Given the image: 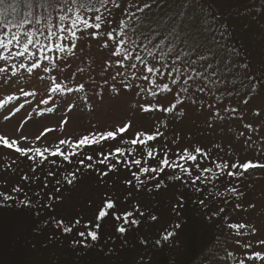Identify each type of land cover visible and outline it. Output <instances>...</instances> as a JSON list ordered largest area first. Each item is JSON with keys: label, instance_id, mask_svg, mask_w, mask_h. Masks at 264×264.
I'll return each instance as SVG.
<instances>
[{"label": "rangeland", "instance_id": "rangeland-1", "mask_svg": "<svg viewBox=\"0 0 264 264\" xmlns=\"http://www.w3.org/2000/svg\"><path fill=\"white\" fill-rule=\"evenodd\" d=\"M245 1L201 0L200 4L208 8L212 17L217 19L221 14H227L229 9L235 6H244ZM140 2L143 3L144 0H140ZM127 3L128 0H121V10H113V23L111 25H103L99 30L100 36L98 38L93 39L88 33H84L72 52L62 54L57 51H49L48 55L52 56L54 61L57 56L63 57L58 70L53 69L50 72H44L43 67L47 64V61L42 62L41 68L34 69L31 75L27 74L24 69H21L19 74H15L11 69L9 70L8 77L18 76L19 79L11 86L0 83V135L16 139L18 146L24 149L40 148L43 151L48 148L49 152L44 155L48 161L50 159L51 162L56 163V156H52L51 152L55 150L60 140L76 141L84 135L114 130L116 127L123 126L124 123L131 121L132 126L124 133L126 135L118 136L116 140H104L109 148L106 145L102 146L108 148L106 151L117 147L125 150L124 156L120 158L119 168L115 170L117 174L122 169L124 174H121L118 179L112 180L107 188H103L104 186L101 185L103 188L102 192L98 188H92L83 193L78 191L75 198L66 201L62 205V210L66 215L72 217L79 212V207L84 200L95 198V201H102L104 198L98 194L99 192L101 194L112 193L117 203L120 206L122 205L125 210H129L132 207V203L136 201L142 210H151L158 216L157 227L159 231L163 230L166 232L169 228L168 225L180 218V214L177 213L180 208L178 209L176 204L182 203L181 188L188 185L183 182L188 180L187 183L191 182V179H188L191 177L182 174L178 168L167 167L166 173L162 174V172L159 175L164 181V184H161L159 195L151 197L150 187L147 184L142 187L139 194L137 189H132L129 193L124 187L125 181H132L134 188L137 185L133 173L139 172V168L132 162L138 158V155L144 154V151L140 149L134 151L132 146L124 143V141L134 138L135 133L138 131L152 134L159 129L164 135L149 143V147L157 153L155 158L151 159L158 163L164 157L165 149H167L168 158L178 164H184L185 167L194 165L195 162L189 161L185 164L184 161L175 155L176 153H179L184 148L201 147L205 149L210 153L209 157L205 159L198 156L199 167L192 166L190 168L192 174L200 172L201 168L211 167L213 173L211 176L212 183L216 186L218 192H226L225 197L233 194L229 191L232 187L242 192V196L233 194V196L237 197V204L241 208L238 210L228 208L226 212L232 213V218L235 220L234 224L243 223L254 226L257 229L255 235H252L247 228L243 230L235 229L234 232L244 231L245 236L238 235L240 237L236 238L242 247L234 250L236 254L233 251L229 257L223 254L225 257L222 258V261L223 263L238 264L239 259H247V256L251 255L254 250L260 249L261 246L257 241L264 239V170L251 171L239 179L227 175H220L217 178L218 170L215 168L213 161L219 163L222 160H234L236 158L241 160L264 159V151H261V149H264V88L258 86L253 91L247 87L248 85H245V87L243 86L239 89L233 83V81L239 80L240 75L243 74V70L238 63H241L246 68L245 75L251 76V83H256L255 74L257 76L260 75L257 74L260 58L252 57L249 51L245 50V46L243 47L240 39L235 38L232 44L228 41L226 43L233 47L239 62L236 68L226 62L224 64L225 69L219 64L221 59L217 58L218 52L216 50L221 45L215 43L217 39L214 41L211 38L209 45L217 53L213 63L221 66L218 69L219 75L211 77V79L221 80L222 82L212 84L203 77H197L195 72L186 70L184 78L186 79L188 75H192L194 79L187 85V87L189 86L187 95L179 102L177 101L179 98L178 92L181 90L184 80H178L177 88L174 85L172 86L175 98L173 94L164 91V85H170V80L172 81L170 79L172 76L167 75V73L173 66H178L181 70H185L183 63L178 62L173 65V60L169 61V58H167L169 67L164 68L161 67V63L152 61L151 57H146L150 61L149 66L155 64L160 69V72L163 73L162 75L147 73L143 65L134 58L124 60L123 66L117 63L119 58L113 55L116 44L114 41L108 40L105 33L117 27L119 20L123 18L122 9ZM171 4L173 5V2ZM204 7L203 10L205 11ZM194 14L205 23L206 17H203L201 9L195 8ZM251 14L253 15L254 11ZM207 18L209 20L210 17L207 16ZM240 19L238 18V20ZM200 20L197 21L195 18L190 24V30L195 34L193 38H196L198 42L193 41L191 45L186 42L189 48L198 47V44H207L206 39L203 37L205 32L202 31L204 24L201 25ZM220 21L225 23L221 18ZM225 24L223 26L228 32L231 33L232 31V34L239 27L235 23H228L230 27L227 26V23ZM89 31L96 30L90 29ZM106 41L108 47H104ZM223 45H225V42H223ZM237 51H242L248 56H241ZM140 54L146 56L143 51ZM230 57L232 55H226L223 56V59ZM191 58L196 59V55L193 54ZM183 59H187V57ZM131 63L137 64V68L132 69L130 67ZM203 64L204 62H198L193 65V68L197 72L203 73L205 71ZM0 66L4 65L0 63ZM231 68H235L232 76L229 79L223 78V73L232 70ZM216 70V68H213L208 71ZM117 72L123 73V80L120 76H117L115 81L112 80V76H115ZM207 74L205 73V75ZM174 75L175 73H173ZM143 76H148L149 81H145L142 78ZM53 77H55V83L53 82ZM66 77L68 79H65ZM150 81L162 82L160 83L162 90H155L158 94L157 97L139 92L140 88L152 90L153 85ZM21 83H23L25 91L35 92V95L24 96L17 88V84ZM56 83H59L62 87L67 85L73 91H53L52 89L55 88ZM78 83L85 85L83 91L78 90ZM122 83H131L133 88L124 89L120 87ZM113 84L120 88L119 94L112 91ZM260 84H264L263 79ZM199 87H203L205 90L200 92L198 90ZM9 96L12 99H9ZM158 99H162L164 107H167L169 103L175 105L166 123L163 122V117L160 115L155 117L151 115L154 110L159 109L157 107ZM245 99L248 101L247 104L243 102ZM193 100H195V103H193ZM148 101L152 102L153 111L145 113L140 110V105ZM69 105H74V107L69 110ZM49 108L52 110L49 111ZM232 108H236L237 111L232 113L230 111ZM225 109L229 111H225ZM257 110H260L259 116L255 115ZM216 113H219V116ZM5 116H10V119L5 120ZM63 120H66L67 123L62 125L61 122ZM247 123H251L253 129H246L244 125ZM48 128L53 130L45 132V129ZM41 133H44V135H41ZM23 136H27V139H21ZM37 136H40V139H37ZM249 137L251 138L252 147H248L245 144ZM60 148L64 152L72 151L67 144L60 145ZM93 149L95 150L96 148ZM78 154L81 155L80 153ZM78 154L75 155L76 158H79ZM20 156L21 158H19ZM22 158L25 160H22ZM10 162H12L11 164L17 162V165L14 166L19 170V173L28 172L30 168L41 163L34 152L29 151L27 155H22L15 148H6L0 144V168L9 167L8 164ZM122 166L127 168V170H123ZM0 175H2L0 179H8L7 172L6 174L0 172ZM175 175H181L182 179H169L170 176L174 177ZM245 243L252 244L253 248H244L243 245ZM255 264H262V262L256 260Z\"/></svg>", "mask_w": 264, "mask_h": 264}, {"label": "trees", "instance_id": "trees-1", "mask_svg": "<svg viewBox=\"0 0 264 264\" xmlns=\"http://www.w3.org/2000/svg\"><path fill=\"white\" fill-rule=\"evenodd\" d=\"M200 1L191 0L189 9L191 17L196 18L197 21L200 18L194 14L195 8L201 9L203 17H206L205 23L202 20L200 22L201 25H205L202 26V31L205 32L203 37L207 44L198 45L210 47V40L215 37L218 44L221 45L216 50L217 58L221 59L219 64L224 68L226 62L235 68L239 64L243 74L240 75L239 80L233 81V83L239 89L245 85L251 88L253 84L251 76L245 75L246 68L238 63L239 59L235 55L233 47L226 43L228 41L232 44L235 38H239L243 47L245 46V50L249 51L252 57L260 58L257 67L259 70L257 74L260 75L255 74L258 88L262 79L264 80V0H246L244 6H235L229 9L227 14H221L217 19L212 17L211 12L200 4ZM181 2L182 0H166V4L164 3L163 8L158 11L154 6L152 15L158 18L166 11L175 10ZM203 7L206 9L205 11ZM252 11H254L253 15ZM237 12L239 13L237 14ZM207 16L210 17L209 20ZM220 18L227 23V26H229L228 23H235L239 27L232 34V31L230 33L226 30L223 26L226 24L221 22ZM238 18L241 19L238 20ZM208 29L209 31H207ZM210 32L211 36L209 37ZM186 35L191 36V39L187 41L189 45L193 41L198 42L196 38H193L195 34L191 30ZM200 50L204 49L200 48ZM238 53L244 57L248 56L242 51ZM226 55H232V57L223 59V56ZM173 56L175 55L172 54L168 57L169 61L173 60ZM234 69L223 73V78L229 79ZM173 85L177 88L178 82L175 85L170 80L168 86L172 89ZM161 88L160 86L155 90H162ZM186 95L187 92L179 90L177 101L180 102ZM151 115L154 117L160 115L163 117L164 123L171 116L170 112L163 113L160 108L154 110ZM150 142H148V146L130 145L134 151H138V149L144 151V154L137 156V159L141 160V165H137L138 168L161 166L147 156L146 149L149 148ZM106 144L107 142L101 141L98 144L77 149V153L83 156L79 154V158L72 156L71 163L63 160L62 156H56V163L51 162L50 159L49 161L48 159L41 160L38 157L41 163L30 168L28 172L19 173V170L14 166L17 165V162L13 164L10 162L9 167L0 168L2 169L0 172L8 174V179H0V192L10 194L14 198L5 202L0 197V205L7 204L6 207L0 206V264H230V262L223 263L222 258L225 257L223 254L229 257L234 250H238V247L240 248L242 245L236 239L240 237L238 236L239 232H234L235 229L228 227L229 224H234L235 220L232 218V213L226 211L228 208L238 210L241 206L237 207V197L233 194L225 197L226 192L220 193L216 190V186L212 183V171L192 174L191 178H188L191 179L189 182L191 184L187 183L189 180L183 182L188 185L181 188L182 203L176 204L177 208H180L177 212L180 214V218L168 225L167 232L159 231L158 216L151 210H142L137 201L132 203L129 210H125L122 205L117 203L112 193L101 194L99 192L98 194L104 198L102 201H95V198L84 200L77 214L72 217L66 215L62 210V205L75 198L78 191L83 193L86 190L98 188L102 192L103 188H107L112 180L118 179L121 174H124L122 169L116 174L115 170L119 168L121 157L115 153V148L106 151L109 148ZM104 145L108 148L102 147ZM88 155H91L93 159L85 160V165L92 164V168H86L79 163ZM105 156L109 157V161L99 164L98 161L103 160ZM22 160L25 159L22 158ZM117 160L120 162L117 163ZM109 162L116 165L112 171H109ZM209 168L211 169V167ZM166 169L167 167L162 174L166 173ZM123 170H127V168H123ZM103 172H107V175H101ZM73 173H76L77 178L69 184L68 180L72 179ZM150 174L141 173L140 178L145 180L150 187L151 197H155L161 190V186L157 189L156 184L160 181H162L161 184H164V181L161 179L162 177H159L161 174L159 172L155 174L156 179L148 180ZM197 175H202L206 179L196 180ZM0 177L2 178V175ZM58 181L59 183H57ZM101 185L104 187L102 188ZM124 187L129 193L132 189H137V186L134 188L132 184H125ZM142 187L137 191L138 194ZM13 188H20L22 191H12ZM109 198L115 203V209L105 208L108 215L103 220H97L98 209L103 207ZM22 200L31 201V206L21 204ZM126 211L133 213L129 220L138 219L140 223L129 227L125 234H120L116 228L124 221L123 219L117 220L115 217L122 216ZM153 216L156 217L155 220L152 219ZM77 219L80 220L79 225L75 224ZM58 220L63 221V225L60 227L56 223ZM97 223L101 225L97 241L93 242L88 238V248L73 244V241L84 239L78 235V232L93 229ZM85 225L88 226L87 229ZM64 226L72 227V232L64 233L62 230ZM240 232H243L242 235L245 236L244 231ZM169 233H171L170 236H168ZM165 236H168V239H164ZM234 252L236 254V251Z\"/></svg>", "mask_w": 264, "mask_h": 264}, {"label": "snow or ice", "instance_id": "snow-or-ice-1", "mask_svg": "<svg viewBox=\"0 0 264 264\" xmlns=\"http://www.w3.org/2000/svg\"><path fill=\"white\" fill-rule=\"evenodd\" d=\"M166 0H144L143 3L140 0H128V3L122 9L123 18L119 20L116 28L108 30L105 35L110 41H114L116 44L114 56L119 59L117 63L123 66L124 60H130L134 58L139 61L146 69L147 73L153 75H162L160 69L153 64L149 66L150 61L146 57H151L152 61L161 63V67L168 68L167 58L175 53V57L172 61L173 65L178 62L185 65V70H181L178 66H173L167 75L172 76L173 84L178 82V79H183L184 84L181 86L183 92H188L189 88L187 85L190 81L194 79L192 75H188L185 79V71L191 70L195 72L197 77H203L205 80L210 81L212 84L222 82L221 80H213L211 77H216L219 75L218 69L219 65H214L213 59L216 57L217 53L213 51L211 47H206L200 45L199 47H187L186 42L191 39V36L186 35L190 31V24L194 17H191L189 9L191 8V0H182L179 7L175 10H169L159 15L158 18L153 17L152 12L154 6L157 11L163 8ZM121 10V0H0V63L4 66H0V83H5L8 86L15 84L16 80L19 79L18 76L8 77V72L11 69L15 74H19L21 69L29 75L32 74L34 69H40L41 64L47 61L44 65L43 71L50 72L53 69L60 68V61L63 59L62 56H57L55 61L52 56L48 55L49 51H57L59 53H70L76 47L77 42L80 40L81 35L88 33L93 39L100 36V29L103 25H111L113 23V10ZM106 13V15H105ZM91 21V22H90ZM90 29H95L96 31H89ZM206 31V30H205ZM215 41V37H213ZM67 42V43H64ZM218 43V41H215ZM151 45V47H149ZM104 47H108L107 41ZM203 48V51H200ZM143 51L146 56H142L140 53ZM196 55V59H192V55ZM187 57V59H183ZM198 62H204L205 71L197 72L193 65ZM130 67L132 69L137 68V64L131 63ZM247 67V66H245ZM216 68V71L209 72V69ZM173 73L175 75L173 76ZM205 73H208L205 75ZM135 75V74H133ZM120 76L124 79L122 72H117L115 76H112V80L115 81L116 77ZM145 81H149L148 76L142 77ZM65 79H68L67 77ZM53 82L55 83V77H53ZM107 83V81H106ZM152 83V90L140 88L139 92L146 93L153 97H157L156 88L160 87V83L156 81H150ZM264 88V84L259 85ZM120 87L124 89L133 88L131 83H122ZM17 88L24 96L35 95V92L25 91L23 83L17 84ZM77 88L79 91L85 89L83 83H78ZM257 84L253 83L251 85V90H255ZM53 91H66L72 92L73 89L64 85L63 87L56 83ZM120 88L117 85H112V91L119 94ZM198 90L203 92L205 89L199 87ZM164 91L169 92L174 95L173 90L168 86L164 85ZM12 99L11 96L8 97ZM46 103V101H44ZM245 104L248 103L247 99L243 101ZM195 103V100H193ZM74 107V105H69V110ZM157 107L163 112H172L175 108L173 103H169L167 107L162 104V99H158ZM49 111L52 109L49 108ZM140 110L145 113H150L153 111L152 102L148 101L145 104L140 105ZM18 111V109H17ZM225 111H229L225 109ZM232 113L237 111L236 108L230 110ZM219 116V113H216ZM256 116L260 115V110L255 112ZM5 120L10 119V116H5ZM67 123L63 120L61 124ZM132 124L131 121L126 122L123 126H118L114 130H108L98 133H90L84 135L76 141L70 140H60L59 144L56 146L55 150L51 152L52 156H62L63 160L71 163V157L77 155V149H82L85 146L98 144L104 140H116L118 136L126 133ZM166 126V125H165ZM246 129H253L251 123L244 125ZM53 129H45V132L52 131ZM44 135V133H41ZM164 134L159 129L152 134H147L145 132L135 133V137L131 140L124 141V143L130 145H143L148 146V142L156 141L158 137H162ZM243 135V133H241ZM40 139V136L36 137ZM21 139H27V136L21 137ZM251 138L249 137L245 144L248 147H252ZM0 144L6 148H15V150L22 155H27L29 151L34 152L36 157L41 160L47 159L44 155L49 152L48 148L41 151L40 148L35 149H24L18 146V141L16 139H10L4 135H0ZM69 145L72 151L64 152L60 145ZM264 151V149H261ZM115 153L120 157L124 156L125 150L120 147L115 148ZM155 151L151 147L148 148L147 156L149 158H155ZM178 158L187 164L189 161L195 162L194 165L185 167L184 164H178L174 160L168 158L167 149H165L164 157L159 160V167H140L139 172H134L133 177L137 182V190L141 186L146 184L145 180H141L140 174H149L148 180L156 179V173L164 172L165 167L180 169V172L184 175L191 177L192 172L190 168L192 166L199 167V162L197 160L198 156L207 159L210 155L208 151L201 147H195L193 149L184 148L179 153L175 154ZM93 157L91 155L85 156L84 159L80 160L79 163L84 165L86 168H92V164H86L85 160L91 161ZM109 161V157L105 156L103 160L98 161L99 164H105ZM120 161L117 160V163ZM134 165H141V160L136 159L132 162ZM215 168L218 170L217 178L220 175H227L236 177L237 179L242 178L245 174L261 169L264 170V159H239L234 160H222L217 163L213 161ZM115 164L108 163L109 171L114 170ZM79 171V170H77ZM210 168H201L200 172H211ZM52 175V173H49ZM101 175H107V172L101 173ZM76 173L72 174V179L68 180L71 184L76 179ZM181 180V175L170 176L169 179ZM206 179L202 175H197L196 180ZM195 183V181H192ZM59 183V181L57 182ZM126 184L131 185L132 181H125ZM162 181L156 184L158 189L161 186ZM12 191H22L20 188H13ZM59 191V189H57ZM230 192L237 196H242L243 193L239 192L237 188L232 187L229 189ZM0 197L3 201L7 202L13 200L14 198L7 193L0 192ZM21 204L25 206H31V201H21ZM0 206H7L3 204ZM115 203L109 198L105 201L104 206L98 209L97 220H103L108 213L106 209H115ZM239 207V205H237ZM223 211V210H221ZM143 215V213H140ZM133 216L132 212H124L122 216H116L115 219H123L124 223L116 228V231L120 234H125L129 227L137 225L140 223L138 219L129 220V217ZM153 220L156 219L155 216L152 217ZM57 226L63 225L62 220H58ZM76 225L80 224V220L75 221ZM128 225V227H125ZM101 225L99 223L95 224L93 229H88L87 231H80L78 235L84 238L81 241H73V244H79L84 248H88L87 243L88 238L95 242L99 239L98 230ZM230 229H248L252 235H255L257 229L254 226H249L243 223L229 224ZM87 229L88 226L85 225ZM64 233L72 232V227L64 226L62 228ZM238 234L242 235L243 232ZM171 233L168 234L170 236ZM165 236L164 239H168ZM159 243V241H157ZM257 243L261 246L260 249L254 250L251 255L247 256V259H239L238 264H255L256 260H260L264 264V239L258 240ZM244 248L251 249L253 245L250 243H245Z\"/></svg>", "mask_w": 264, "mask_h": 264}]
</instances>
